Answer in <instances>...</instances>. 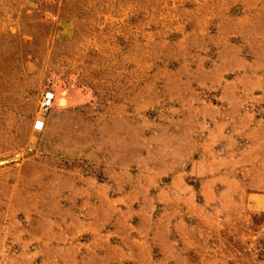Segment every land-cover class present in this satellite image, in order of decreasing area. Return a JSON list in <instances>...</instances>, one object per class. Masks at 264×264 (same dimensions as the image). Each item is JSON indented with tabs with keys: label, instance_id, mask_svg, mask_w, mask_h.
Instances as JSON below:
<instances>
[{
	"label": "rangeland",
	"instance_id": "rangeland-1",
	"mask_svg": "<svg viewBox=\"0 0 264 264\" xmlns=\"http://www.w3.org/2000/svg\"><path fill=\"white\" fill-rule=\"evenodd\" d=\"M0 264H264V0H0Z\"/></svg>",
	"mask_w": 264,
	"mask_h": 264
},
{
	"label": "built area",
	"instance_id": "built-area-1",
	"mask_svg": "<svg viewBox=\"0 0 264 264\" xmlns=\"http://www.w3.org/2000/svg\"><path fill=\"white\" fill-rule=\"evenodd\" d=\"M56 99V92L53 89H48L43 94L41 102L42 110L44 113L38 116L34 121V128L37 131H41L46 126V112L52 107L54 100Z\"/></svg>",
	"mask_w": 264,
	"mask_h": 264
},
{
	"label": "crops",
	"instance_id": "crops-1",
	"mask_svg": "<svg viewBox=\"0 0 264 264\" xmlns=\"http://www.w3.org/2000/svg\"><path fill=\"white\" fill-rule=\"evenodd\" d=\"M57 100L59 101L60 104H64L61 98H57Z\"/></svg>",
	"mask_w": 264,
	"mask_h": 264
},
{
	"label": "bare ground",
	"instance_id": "bare-ground-1",
	"mask_svg": "<svg viewBox=\"0 0 264 264\" xmlns=\"http://www.w3.org/2000/svg\"><path fill=\"white\" fill-rule=\"evenodd\" d=\"M61 85V84H60ZM63 90H65V88H63ZM83 93V92H82ZM61 94V93H60ZM80 94V93H79ZM60 96V95H59ZM62 97V96H61ZM69 98V97H68ZM63 100V103H65V99L64 98H61ZM69 102V101H68ZM66 104V103H65Z\"/></svg>",
	"mask_w": 264,
	"mask_h": 264
}]
</instances>
